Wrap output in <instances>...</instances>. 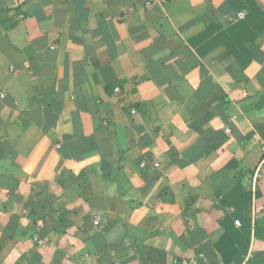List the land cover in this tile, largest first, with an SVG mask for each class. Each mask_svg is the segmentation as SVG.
<instances>
[{
	"label": "crops",
	"instance_id": "1",
	"mask_svg": "<svg viewBox=\"0 0 264 264\" xmlns=\"http://www.w3.org/2000/svg\"><path fill=\"white\" fill-rule=\"evenodd\" d=\"M0 264H264V0H0Z\"/></svg>",
	"mask_w": 264,
	"mask_h": 264
},
{
	"label": "trees",
	"instance_id": "2",
	"mask_svg": "<svg viewBox=\"0 0 264 264\" xmlns=\"http://www.w3.org/2000/svg\"><path fill=\"white\" fill-rule=\"evenodd\" d=\"M119 101L125 105V100L121 98Z\"/></svg>",
	"mask_w": 264,
	"mask_h": 264
}]
</instances>
